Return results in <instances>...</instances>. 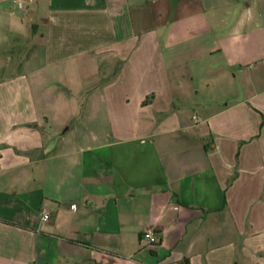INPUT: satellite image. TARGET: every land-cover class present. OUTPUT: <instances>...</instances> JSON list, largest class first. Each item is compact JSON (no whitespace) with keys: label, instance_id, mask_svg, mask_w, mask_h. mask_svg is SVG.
I'll list each match as a JSON object with an SVG mask.
<instances>
[{"label":"crops","instance_id":"crops-1","mask_svg":"<svg viewBox=\"0 0 264 264\" xmlns=\"http://www.w3.org/2000/svg\"><path fill=\"white\" fill-rule=\"evenodd\" d=\"M251 9L0 0V264H264V105L201 96L264 63Z\"/></svg>","mask_w":264,"mask_h":264},{"label":"rangeland","instance_id":"rangeland-1","mask_svg":"<svg viewBox=\"0 0 264 264\" xmlns=\"http://www.w3.org/2000/svg\"><path fill=\"white\" fill-rule=\"evenodd\" d=\"M243 4L251 1L252 9L251 15L253 18L254 25L256 27L264 26V10L262 9L263 1L262 0H241ZM239 20L248 19L250 16L247 15H239L237 16ZM236 17V18H237ZM227 19L233 23L236 22L237 19L233 15H228ZM258 35V33H256ZM223 72L219 74L215 81H212L213 86L209 90V95H201L208 100H216V107H223L222 105L224 99L230 102H236L243 100L245 98L252 99L250 101L251 105L259 106L264 105V94H260L264 91V63L259 64L257 67L252 64V69H248L247 65H242V69H237L235 72L231 73L232 80L229 78V72H226L225 79L222 76ZM233 75H236V78H233ZM211 79V78H210ZM203 93H206L203 91ZM253 95L255 97L253 98ZM199 95H193V98H201ZM191 107V106H190ZM191 109L189 107L186 109V112L189 110L192 115L198 116L201 112L193 110L195 104L192 103Z\"/></svg>","mask_w":264,"mask_h":264},{"label":"built area","instance_id":"built-area-1","mask_svg":"<svg viewBox=\"0 0 264 264\" xmlns=\"http://www.w3.org/2000/svg\"><path fill=\"white\" fill-rule=\"evenodd\" d=\"M22 4H20L21 6ZM50 219V216L47 214V215H44L43 216V222L46 223L48 222V220ZM143 239L145 241H147V243L149 245H157L159 244L160 242V238L158 236V234L156 233V231L153 229V228H148L144 234H143Z\"/></svg>","mask_w":264,"mask_h":264},{"label":"trees","instance_id":"trees-1","mask_svg":"<svg viewBox=\"0 0 264 264\" xmlns=\"http://www.w3.org/2000/svg\"><path fill=\"white\" fill-rule=\"evenodd\" d=\"M264 124V116H263V123L262 125ZM183 264H189V261L188 260H185Z\"/></svg>","mask_w":264,"mask_h":264}]
</instances>
